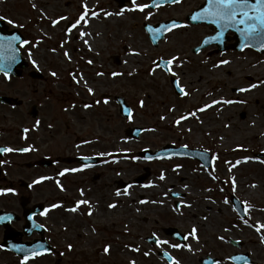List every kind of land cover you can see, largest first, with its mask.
Listing matches in <instances>:
<instances>
[{"label": "rangeland", "instance_id": "374dc122", "mask_svg": "<svg viewBox=\"0 0 264 264\" xmlns=\"http://www.w3.org/2000/svg\"><path fill=\"white\" fill-rule=\"evenodd\" d=\"M140 1L126 9L114 0H0V6L15 9L28 26L34 53L40 58L49 55V74L55 73L53 102L58 105L71 94L81 103L86 129L101 137L102 150L114 149V176L135 179L147 169L151 172L143 183H133L126 196H118L131 204L132 236L127 240L133 244L122 253L124 240L116 238L118 262L169 264L158 252L167 251L176 262L177 257H189L185 251L195 245L198 257L213 250L220 264H229L226 254L235 250L229 238L240 235L246 249L251 240L264 245V70L260 69L264 53L247 48L217 54L211 47L194 53L196 44L185 34L192 29H176L154 46L144 23L181 19L186 12L140 11ZM70 22L75 27L68 28ZM116 56L120 63L114 61ZM162 58L173 60L170 71L158 65ZM223 60L229 63H220ZM70 69L73 85L83 90L66 87ZM173 78L183 95L175 92ZM204 85L207 95H196L194 86ZM214 93L220 97L209 102L207 96ZM116 96L131 106L130 118L121 115ZM226 100L233 102L223 103ZM135 127L144 129L139 138L127 134ZM167 145L205 149L214 163L207 169L189 158L148 161L139 154ZM258 153L263 156L257 158ZM172 191L184 192L185 197L173 198ZM230 196L244 202L245 217L235 212ZM175 199L181 201L179 207ZM116 218L121 220L120 215ZM169 226L186 233L188 241L181 244L166 235L163 229ZM258 227V234L251 230ZM153 235L159 243H149Z\"/></svg>", "mask_w": 264, "mask_h": 264}, {"label": "flooded vegetation", "instance_id": "af4514ba", "mask_svg": "<svg viewBox=\"0 0 264 264\" xmlns=\"http://www.w3.org/2000/svg\"><path fill=\"white\" fill-rule=\"evenodd\" d=\"M114 1L121 9L133 3V0ZM206 1L143 0L139 3L149 5L146 7L149 10L169 8L186 12L183 18H178L181 26L177 29H192V33L185 34L198 45L205 37L215 36L217 30L214 24H195L188 20V15L202 8ZM13 36L19 39L11 44L8 39L0 41V64L10 68L7 76L0 71V97L10 99H0V147L14 149L0 153V212L14 214L8 224L11 234L7 238V226L0 223V264H21L22 253H33L27 254L26 264H131L127 260L118 262L116 238L120 236L124 240V245L120 242L122 253L133 249V244L127 240L132 236L131 204L126 199L118 200L120 194L126 196L125 192L131 189L133 176L128 179L114 176V149L105 153L101 137L95 130L86 129L80 102L73 100L71 94L58 105L53 102L55 75L49 74V55L40 58L34 53V40L28 26L15 9L0 6V37ZM227 37L224 45L229 47L235 41L234 32H227ZM25 40L29 43L22 44ZM211 50L219 54L217 46H211ZM67 72L66 87L83 90L72 83L74 70ZM124 173L127 176V168ZM127 182L130 184L126 186ZM177 192L172 191L170 195L175 196ZM180 196L185 197V193ZM80 201L88 203H78ZM238 201L240 210L230 196L234 210L245 217L244 202L240 198ZM174 202L177 207L181 204ZM74 208L76 210L72 211ZM45 209H48L46 214ZM118 215L121 220L116 218ZM251 230L260 233L254 228ZM175 241L185 244L187 234L184 241ZM253 241L246 249L240 235L237 239L229 238L235 250L226 254L228 263L264 264V245ZM18 246L25 251L16 252ZM195 249L192 245L185 251L189 257H177V261H186L179 264H190L192 259V264L221 263L213 250L198 257Z\"/></svg>", "mask_w": 264, "mask_h": 264}, {"label": "snow or ice", "instance_id": "6c2138e0", "mask_svg": "<svg viewBox=\"0 0 264 264\" xmlns=\"http://www.w3.org/2000/svg\"><path fill=\"white\" fill-rule=\"evenodd\" d=\"M174 2H179V0H174ZM133 3H135V0H133ZM153 6H156L155 4ZM140 11H143L144 8L149 7V5H139L137 6ZM95 15V13H93ZM81 20L84 19L82 16L80 18ZM193 20H209L212 24L217 25L221 30L227 29V28H234L241 36L243 46L247 47L248 42H253V46L258 45L259 48L264 49V0H208L207 7H205L202 11L197 13L196 15L192 16ZM11 23V21H9ZM76 23H80V20H77ZM75 27V24L73 25ZM81 35H84V33H81ZM220 35H222V32L213 37H208L205 40V43H208L212 40H218L220 39ZM4 39H8L9 44H11L12 41L18 40L19 37L13 36L10 38H4L0 37V41H3ZM22 44L29 43L28 41H21ZM67 55V53H65ZM176 58L173 57V60ZM173 60H169L168 64H171ZM222 64H227L229 61L223 60L220 61ZM8 70H10L9 66L0 64V71L4 72V75H8ZM175 75V73H172ZM55 75V73H53ZM115 75V74H114ZM177 87H179V84L177 82ZM250 87H256V85H251ZM248 89H240V91H246ZM89 92L92 91V89H88ZM180 91L183 93L184 90L181 88ZM233 101L226 100L223 101V103H232ZM213 103H218V101H213ZM142 105V102H141ZM126 111H130L127 110ZM183 118V117H182ZM176 123H179V120L176 121ZM28 149H23V151H27ZM14 151L12 148L8 147H0V153H7ZM148 159H151V157H148ZM65 171H68L65 169ZM71 171H76V169H72ZM63 175V172L60 173ZM161 179H163V176H161ZM8 191H11L9 189ZM119 194V193H118ZM78 203H84L87 204V201H80ZM114 205H110L112 207ZM52 207H56V205H53ZM76 209H72V211H75ZM48 209L44 210V214H46ZM90 214V213H89ZM10 217H0V220H4ZM36 227V226H34ZM264 227V226H261ZM257 231H260V228L258 227L256 229ZM195 228L192 229V235L195 236ZM223 239V238H221ZM159 243V241H158ZM71 245H69V248ZM174 247H179V245H174ZM18 250L23 252L25 249L22 246H18ZM104 251L107 252L108 248L105 247ZM29 259V255H25L23 257V260L21 261V264H26L27 260ZM134 264V262H133ZM176 264H179L177 261Z\"/></svg>", "mask_w": 264, "mask_h": 264}, {"label": "water", "instance_id": "95a60500", "mask_svg": "<svg viewBox=\"0 0 264 264\" xmlns=\"http://www.w3.org/2000/svg\"><path fill=\"white\" fill-rule=\"evenodd\" d=\"M208 1L204 4V6L197 10L196 12H194L193 14H191L189 16V20L193 23H200V22H205V23H211L209 20H193L192 16L196 15L197 13H199L200 11H202L205 7H207ZM181 25V22L177 21V20H170L168 22H161L158 23L157 25H149V24H145V27L150 35V38L152 40V42L157 45L158 42L163 38L164 34L167 33L168 31H170L171 29L175 28V27H179ZM215 25V24H214ZM217 32L215 34V36L219 35L222 32V35H220V39L218 40H212L209 41L208 43H205L206 38L205 37L201 43V45H199L198 47H196L194 49V52H199L201 51L203 48L210 46L211 44H216L219 47L220 51H224L226 50V47L224 45L225 40L227 39V32L230 30H233L235 32V43L232 44L231 46L234 47L237 50H243L245 48H254L256 50H258L259 52H264V49L259 48L258 45L253 46V42H248L247 47L243 46V42H242V38L240 36V34L234 29V28H227V29H223L221 30V28H219L217 25H215ZM160 64L164 65L166 69H168V62L167 61H163L160 60L159 62ZM173 85L176 89V91L179 94H182V92L180 91L181 88L177 87V81L173 80ZM0 99L4 100V101H10L9 98L7 97H1ZM117 101L121 107V113L125 116V117H129L131 116V108L129 107V105L126 103L125 99L122 97H117ZM130 110V111H126ZM144 131L143 128H139V127H135L133 129L128 130V134L131 135L133 138H138L140 136V134ZM143 155V157L147 158L151 157V159H155L161 156H167V155H174V156H187V157H192V158H197L198 160L201 161V163L205 166V167H210L213 163L212 157L211 155L205 151V150H200V149H189L187 147H174L171 145H167L165 147H163L160 150H157L156 152H151L150 150H146L143 153H141ZM149 175V170H147V173L141 177H138L136 179V182H142L144 181L147 176ZM236 205L239 209V203L236 202ZM7 215H11L4 212L0 213V217H8ZM10 218L4 219V220H0L2 223L8 221ZM167 233L169 234H173L175 237L177 236V234L175 233V230H173L172 228H167L165 230ZM10 235V230L7 229L6 230V238ZM27 254H33V253H27ZM26 255V254H25ZM162 256H166L169 261H171V257L169 256L168 253L164 252L163 254H161Z\"/></svg>", "mask_w": 264, "mask_h": 264}, {"label": "bare ground", "instance_id": "6f19581e", "mask_svg": "<svg viewBox=\"0 0 264 264\" xmlns=\"http://www.w3.org/2000/svg\"><path fill=\"white\" fill-rule=\"evenodd\" d=\"M45 3H46V5L49 4L48 2H45ZM88 37H89V42H90V43L92 44V46L94 47V44H95L94 40H92V39L90 38V36H88ZM260 69L264 70V67H263V66H260ZM196 87H197V86H194L195 94H196V95H207V91L205 90V85H204L201 89H197ZM219 97H220V94H218V93H214V94H212V95H208V96H207V100L210 102V100H214L215 98H219ZM206 108H207V107H206ZM205 125H206L207 128L210 127V124H208V121H206Z\"/></svg>", "mask_w": 264, "mask_h": 264}]
</instances>
